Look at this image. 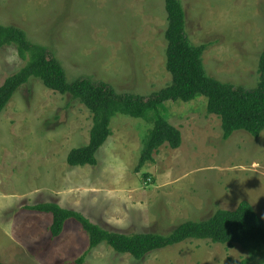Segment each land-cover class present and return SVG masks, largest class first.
<instances>
[{
  "label": "rangeland",
  "instance_id": "1",
  "mask_svg": "<svg viewBox=\"0 0 264 264\" xmlns=\"http://www.w3.org/2000/svg\"><path fill=\"white\" fill-rule=\"evenodd\" d=\"M180 2L188 40L207 45V75L254 88L264 50V0ZM0 26L16 27L45 47L69 82L86 78L119 94L148 97L171 81L164 0H0ZM13 52V45L0 48V86L25 65L18 54L14 63L5 61ZM205 105L203 97L164 103L159 113L180 131L181 144L176 150L163 145L139 171L153 123L121 114L110 121L96 165L70 167L67 154L88 143L92 116L80 102L30 78L0 114V263L260 264L262 253L250 247L198 240L141 260L105 244L84 257L89 242L79 223L66 221L52 238L51 215L27 209L55 203L123 235H167L241 201L264 220V131L257 138L234 132L224 141L220 119Z\"/></svg>",
  "mask_w": 264,
  "mask_h": 264
},
{
  "label": "trees",
  "instance_id": "2",
  "mask_svg": "<svg viewBox=\"0 0 264 264\" xmlns=\"http://www.w3.org/2000/svg\"><path fill=\"white\" fill-rule=\"evenodd\" d=\"M164 9L165 68L171 81L148 97L119 94L106 83L86 78L69 82L58 60L50 57L45 47L29 42L24 31L16 27L0 26V48L15 46L18 57L25 62L0 86V114L14 93L30 78H36L46 89L69 96L84 105L92 116L89 140L85 146L69 151L66 163L70 167L96 165L95 155L111 134L110 121L121 114L153 123L143 142L136 167L139 171L146 164L153 163V155L163 145L176 150L181 144L180 131L159 113L162 105L176 101L186 103L198 97L206 99V112L220 119L224 141L239 131L257 138L264 131V50L259 56V81L254 88L245 89L219 82L207 75L202 63L207 45H193L186 36L185 14L180 0H164ZM144 178H148V175H144ZM27 209L51 215L49 233L52 238L60 236L66 221L79 223L89 242L84 257L100 244H105L117 254H128L141 260L151 252L198 240L250 247L262 253L260 264H264V220L247 201H241L231 211L218 210L201 222H183L167 235L109 232L90 222L81 213L55 203L38 204ZM83 259L81 257L78 262L82 263Z\"/></svg>",
  "mask_w": 264,
  "mask_h": 264
},
{
  "label": "clouds",
  "instance_id": "3",
  "mask_svg": "<svg viewBox=\"0 0 264 264\" xmlns=\"http://www.w3.org/2000/svg\"><path fill=\"white\" fill-rule=\"evenodd\" d=\"M16 59H17V54L15 52L5 57V61L8 64L14 63ZM116 211H119V209H117Z\"/></svg>",
  "mask_w": 264,
  "mask_h": 264
}]
</instances>
